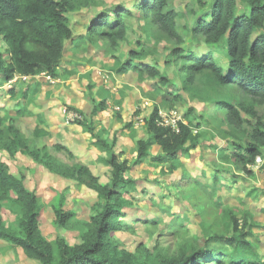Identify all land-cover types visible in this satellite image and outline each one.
<instances>
[{
    "label": "rangeland",
    "instance_id": "1",
    "mask_svg": "<svg viewBox=\"0 0 264 264\" xmlns=\"http://www.w3.org/2000/svg\"><path fill=\"white\" fill-rule=\"evenodd\" d=\"M202 1L208 4L210 0ZM69 4L66 17L75 39L88 35V24L96 13L118 6L133 11L125 18L128 34L116 46L105 38L86 39L79 46L67 41L57 70L58 77L46 72L15 75L5 83L0 76V107L9 110L16 118L15 124L23 134V144L41 153L48 151L61 173L72 171L79 164L85 165L104 184L110 179L111 167L106 162L108 154L96 145V138L87 130L88 126L94 128V133H99L116 153H122V159L133 162L137 157V141L149 137L145 119L155 105L160 109V116L170 123L190 119L197 125L194 132L199 135V143L182 158L185 167L168 172L169 164H159L153 159L133 165L129 174L136 184L124 191L128 206L126 215L121 216L122 229L113 233L114 243L129 255L147 256L151 252L174 257L204 248L212 235L225 232L222 215L211 207L207 212H201L196 206L200 205V197L189 199L182 194L183 187L188 184L182 178L185 168L190 179H197L215 189L216 199L240 210V224L247 221L248 239L258 257L264 260V145L254 163L242 164L229 157L232 151L238 150L236 144L246 142L247 134L243 128L246 123L243 127L231 124L222 104L223 100L244 103L254 100L234 85L228 89L221 87L211 74L199 73L194 82L189 83L181 64L170 58L177 47L196 50L200 54L211 49L218 65L227 63L226 39L210 46L201 35L191 32L197 17H201L204 11L201 1L172 0L168 5L169 9L179 12L176 20L178 35L183 38L181 43L164 32L154 31L152 26L147 28L135 7V0H69ZM237 12L249 13V10L239 2ZM142 49L144 61L154 63L161 75L151 77L134 71L117 74L116 67L126 63L130 51L141 52ZM0 52L4 53L6 60L9 59L2 36ZM162 78L167 82L162 83ZM12 88L16 90L15 95L10 94ZM34 90L35 102L27 105L22 94ZM100 103H104L105 108L93 114ZM20 106H27L33 114L17 116ZM257 108L263 109L260 105ZM38 115H42L46 123H40ZM241 116L249 117L243 110ZM78 119L85 125L78 123ZM128 123H132V127L128 128ZM38 125L47 134H37ZM7 128L6 137L0 140V162L27 190L38 194L43 204L39 215L43 235L53 243L57 237L65 238L70 245L81 243L86 223L98 210L97 192L88 182L51 170L41 159L37 160L40 158L37 154L25 153L21 146H11L13 135L8 136ZM150 151L155 156L162 154L159 145H153ZM215 176L221 177L220 181ZM195 191L192 189L191 192ZM202 191L200 187L196 192L200 194ZM61 196L65 197L64 209L74 213L66 225L56 222L53 210ZM0 207L6 223L17 226L16 208L12 202L3 199ZM156 217L160 222L151 224L147 221ZM0 264L42 263L29 258L21 247L0 239Z\"/></svg>",
    "mask_w": 264,
    "mask_h": 264
},
{
    "label": "trees",
    "instance_id": "2",
    "mask_svg": "<svg viewBox=\"0 0 264 264\" xmlns=\"http://www.w3.org/2000/svg\"><path fill=\"white\" fill-rule=\"evenodd\" d=\"M170 1L135 0V7L147 28L152 26L154 31L164 32L181 43L183 38L178 35L176 20L179 12L168 8ZM200 1L204 11L201 17H197L191 32L201 35L210 46L226 39L227 63L224 66L218 65L211 49L200 54L196 50L177 47L170 58L172 62L181 64V70L189 83L194 82V77L199 73L211 74L221 87L228 89L234 85L254 100L252 103L222 101L231 124L243 127L246 123V127H243L247 134L246 142L236 144L238 150L228 156L242 164L254 163L264 145V0H210L208 4ZM239 2L247 6L249 13L237 12ZM69 7V0H0V36L6 42L9 55L6 60L4 53L0 52V76L5 83L15 75L30 76L46 72L58 77L57 70L67 41L79 46L81 42L90 39L105 38L116 46L128 34L125 18L133 14V11L118 6L110 11L96 13L88 24V35H80L75 39L66 17ZM142 54L143 49L141 52L130 51L126 63L116 67L117 74L134 71L139 75L160 76L161 71L154 63L145 62ZM166 82L162 78V83ZM9 91L11 95L16 94L15 88ZM35 95L34 90L30 94L24 92L22 97L28 105L35 102ZM259 105L263 109L259 110ZM104 108V103L96 105L93 114ZM240 109L248 114L247 119L241 116ZM17 110V116L33 114L27 106H20ZM159 112L158 105H155L150 116L145 119L149 137L137 141V157L133 162L127 158L122 159V153H116L99 133H94V128L87 127L89 132H93L96 145L108 154L106 162L111 167L110 179L103 184L85 165L79 164L72 171L61 173L48 151L41 153L38 149L26 147L23 134L15 124L16 118L9 110L0 107V140L6 137L8 127V136L13 135L10 138L11 146H21L25 153L37 154L40 157L37 160L41 159L51 170L63 176L88 182L99 197L98 210L92 215L91 221L86 223L87 229L81 243L70 245L63 237H57L53 243L40 230L39 215L43 204L38 194L34 190H27L0 162V202L3 199L11 201L17 216V226L9 225L0 210V239L21 247L29 258L42 264H264L248 239V231H245L247 221L240 224V210L226 205L220 198L216 199L215 189L197 179H190L185 168L182 178L188 184L183 187L182 194L189 199L200 197V205L198 203L196 206L201 212L205 213L211 207L222 215L221 220L226 223L225 232L212 235L204 248L174 257L154 255L151 252L147 256L129 255L114 243L113 233L122 229L124 223L121 216L126 215L125 209L128 206L123 197L124 191L134 188L136 184V180L129 174L133 165L153 159L159 164H169L167 171L174 172L179 167H185L182 158L198 146L199 135L194 132L197 125L192 120H180L179 129L174 130L160 123ZM38 119L40 123H46L42 115H38ZM77 121L85 125L84 121ZM132 125L128 123L126 126L130 128ZM36 133L43 135L47 131L38 125ZM153 145H159L162 154L153 155L150 151ZM215 178L219 181L221 179L218 176ZM200 187L203 189L202 194L196 192H199ZM192 189L196 191L192 193ZM64 206V196L53 205L56 222L60 225L68 224L74 215L72 211L65 210ZM243 217L246 219V213ZM147 221L157 223L160 218Z\"/></svg>",
    "mask_w": 264,
    "mask_h": 264
},
{
    "label": "built area",
    "instance_id": "3",
    "mask_svg": "<svg viewBox=\"0 0 264 264\" xmlns=\"http://www.w3.org/2000/svg\"><path fill=\"white\" fill-rule=\"evenodd\" d=\"M160 117H162V115ZM179 121H180V119H178L177 122L176 121H173V122L170 123L167 119H165L164 117H162V119L160 120V123L163 124V125H165V126H170L174 130H178L179 129ZM169 124H171V125H169Z\"/></svg>",
    "mask_w": 264,
    "mask_h": 264
}]
</instances>
